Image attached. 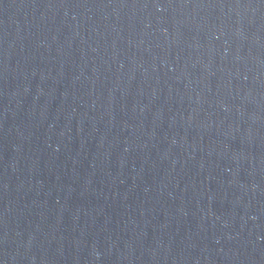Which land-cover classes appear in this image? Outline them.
<instances>
[{
  "label": "water",
  "instance_id": "95a60500",
  "mask_svg": "<svg viewBox=\"0 0 264 264\" xmlns=\"http://www.w3.org/2000/svg\"><path fill=\"white\" fill-rule=\"evenodd\" d=\"M0 264H264V0H0Z\"/></svg>",
  "mask_w": 264,
  "mask_h": 264
}]
</instances>
